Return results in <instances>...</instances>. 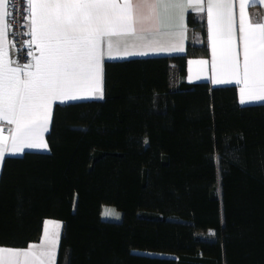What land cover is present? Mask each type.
<instances>
[{"label": "trees", "instance_id": "1", "mask_svg": "<svg viewBox=\"0 0 264 264\" xmlns=\"http://www.w3.org/2000/svg\"><path fill=\"white\" fill-rule=\"evenodd\" d=\"M187 25L201 44L107 61L103 99L54 106L48 152L5 157L0 246L28 247L52 219L57 264H264V103L184 80L208 56L205 14Z\"/></svg>", "mask_w": 264, "mask_h": 264}, {"label": "snow or ice", "instance_id": "2", "mask_svg": "<svg viewBox=\"0 0 264 264\" xmlns=\"http://www.w3.org/2000/svg\"><path fill=\"white\" fill-rule=\"evenodd\" d=\"M7 3L0 0L3 17L12 14ZM20 3L39 54L28 53L32 61L22 67L0 60V120L14 126L9 136H0V162L5 153L48 149L42 133L48 131L53 101L88 98L75 94L80 92L102 97V62L184 52L189 9L206 13L212 84L240 85V104L264 101V23L251 22L245 0H239L238 45L234 0H26V16L24 0ZM104 215L119 218L114 210ZM59 239L45 230L39 245L0 246V264H57Z\"/></svg>", "mask_w": 264, "mask_h": 264}, {"label": "crops", "instance_id": "3", "mask_svg": "<svg viewBox=\"0 0 264 264\" xmlns=\"http://www.w3.org/2000/svg\"><path fill=\"white\" fill-rule=\"evenodd\" d=\"M245 4H246L245 14L250 15L251 22L252 23H257V22L264 23V0H250V2H249V0H245ZM7 10H8V3H7ZM190 10L191 9L186 10V12H185V26L186 27H185V38L183 41V47L185 50H186L188 43L201 44V42H202V37L199 34L192 31L187 25V14ZM3 12H4V9H0V60H3L5 62L11 61L10 66H12V67H16L18 65L22 67L23 65H21L17 60L16 48L14 47V45H13V43L9 37L8 16L3 17ZM204 14H205V20H206V41H207V45H208V56L207 57L198 56V57L188 58V60L186 62V73L184 76V80L190 84L197 83V82H208L213 87L234 85L237 88V97H238V103H239L240 85L235 84L234 82L231 84H212L211 79L209 78L212 75V72H211L212 49H211V41L209 40L208 33H207L206 13H204ZM234 16H235V26H236V38H237V45H238V43H239V41H238V37H239L238 29H239V16H240L239 0H234ZM27 31H28L27 33L29 34V37H30L29 42H28V45L31 48L30 52L33 53L34 55H38L39 53L36 52L35 44L31 43L30 21L29 20H27ZM131 43H132V41H129V44H131ZM129 50L135 51L137 49L130 48ZM184 52L150 53L147 56H130V57H126V58H118V59L108 60V61L117 62V61H126L129 59H146V58H155V57H161V56H173V55L183 54ZM201 59L207 60L208 64L207 65H200L198 63L189 64L190 60L197 61V60H201ZM31 61H32V56H30V59L27 63H29ZM103 65H104V63L102 62V67H103ZM217 75L219 77V73ZM197 77H199V79H197ZM224 78H228V77H224ZM101 92H102V97H101V93L92 94V93L80 92V93H75V94L80 95V96H88V98L77 99V100H68V101H65L63 103H61L58 100L53 101L52 106H51V117H52L53 108L56 104H66V103L78 102V101L103 99V97H104L103 71H102ZM259 103H264V101H254V102H249V103H245V104H240V103L239 104L240 105H252V104H259ZM50 124H51V118H50V122L45 125V127L48 128V131L50 129ZM13 127H14L13 125H9L6 121L0 120V136H9L11 134ZM48 131L42 133V137L46 143H47L46 134L48 133ZM9 143H11V142L9 141ZM25 151L48 152L49 146H48V149H27L26 148V149H24L23 152L18 153L16 155H11L9 153H5V157L6 156H20ZM2 163L3 162H0V172H1V168H2ZM51 221H52V219H47L44 221L41 236L37 242H33V243H36L37 245H39V243L42 241V237H43L45 230L46 231H47V229L49 230V228H47V226H49V225L54 226L53 233L58 234L59 238H60L61 232H62V227H63L62 222L59 223V222H51ZM54 221H58V220H54ZM10 248L25 249V248H15V247H10ZM57 251H58V248H57Z\"/></svg>", "mask_w": 264, "mask_h": 264}, {"label": "built area", "instance_id": "4", "mask_svg": "<svg viewBox=\"0 0 264 264\" xmlns=\"http://www.w3.org/2000/svg\"><path fill=\"white\" fill-rule=\"evenodd\" d=\"M24 5L26 16V0H24ZM20 8V0H8V10L12 13L8 16L9 37L16 48L18 62L24 65L30 59L28 53H30L31 48L28 45L30 37L27 33V19H22Z\"/></svg>", "mask_w": 264, "mask_h": 264}, {"label": "rangeland", "instance_id": "5", "mask_svg": "<svg viewBox=\"0 0 264 264\" xmlns=\"http://www.w3.org/2000/svg\"><path fill=\"white\" fill-rule=\"evenodd\" d=\"M106 210H114L115 211V213H117L118 215H119V218L117 219V218H115L114 216H110V215H104V213H105V211ZM102 218H104V219H107V220H120L121 218H122V213L119 211V210H117V209H115L113 206H110V205H104L103 207H102ZM130 220V225H132V223H133V216H131L130 218H129ZM51 222H59L60 223V221H54V220H52ZM47 228H49V230L47 229V232L49 233V234H52L53 233V229H54V226H47Z\"/></svg>", "mask_w": 264, "mask_h": 264}]
</instances>
